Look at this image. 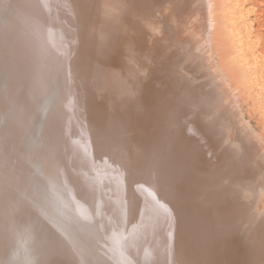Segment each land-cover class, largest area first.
Here are the masks:
<instances>
[{"label": "bare ground", "instance_id": "1", "mask_svg": "<svg viewBox=\"0 0 264 264\" xmlns=\"http://www.w3.org/2000/svg\"><path fill=\"white\" fill-rule=\"evenodd\" d=\"M205 9L0 0V264H264V149L210 73Z\"/></svg>", "mask_w": 264, "mask_h": 264}, {"label": "rangeland", "instance_id": "2", "mask_svg": "<svg viewBox=\"0 0 264 264\" xmlns=\"http://www.w3.org/2000/svg\"><path fill=\"white\" fill-rule=\"evenodd\" d=\"M237 1H238V5H240L241 10H243L244 12L242 22L245 23L246 25V27H244V29L246 28L245 29L246 37L244 38L245 40L243 39L241 41L247 42V44H252L253 47L251 51L253 53V56H255L251 58L250 61L251 63L247 65L248 67L245 66V64H247L246 61L245 62L244 60L241 61L242 59L240 58V56L242 57L243 54H236L238 52L241 53L238 50L239 48L238 49L233 48L234 47L233 41L238 39L237 37L238 34L235 35L236 30L234 28L233 29L235 31L231 29L233 27L232 25L229 26V24L232 23L230 21L227 22V20H229L230 17L225 16L227 15L225 13L229 11V9L227 10V8L228 7L230 8L233 5V3ZM237 1L235 0L233 2H230L229 0L228 1L205 0L206 9L204 11L205 12L204 22L206 24L204 25L205 28L202 34V41H203L202 45L204 48V54L206 56V60L208 64L210 63L209 66L211 67L210 70L211 75L214 74V76L220 80L219 81L217 79L218 85L220 84L219 87L222 88L226 93V97L228 101L232 98L231 101H229V105L231 109L234 111L238 120L240 121L242 126L246 129V131L249 132V134H251L252 137L258 139L259 142L262 141L261 145L264 149V144H263L264 143L263 141L264 140V89H263L264 86L259 88V85L262 84L264 85V0H237ZM225 2L229 5H225L226 4ZM224 6L225 9L227 10L226 12H223ZM229 12L228 14L230 15ZM212 13H213V17H212ZM211 20H213L212 23ZM211 24L212 26H209ZM209 27H211L210 30ZM213 28H214V33H213ZM229 28L231 29L232 32L233 31L234 32L233 33L229 32L230 31ZM230 33L233 34L234 36L230 35ZM231 36L233 37L234 40H231L232 39ZM238 42H240V40ZM244 42L242 43L243 45ZM240 45L241 43H238L235 46L240 47ZM243 45H241V48H243ZM235 50L237 51L235 52ZM237 56H239L240 58V60L238 61H237L238 59ZM211 59L213 61H211ZM239 61L240 64H238ZM241 63L244 65V67H242ZM213 65L215 66L212 67ZM215 72H219L218 75ZM252 73H254V75ZM251 75H253L256 79L254 78L253 80L252 79L253 77H251L252 80L250 79L251 80L250 82L248 80ZM232 106H234L233 107L234 109L232 108Z\"/></svg>", "mask_w": 264, "mask_h": 264}, {"label": "snow or ice", "instance_id": "3", "mask_svg": "<svg viewBox=\"0 0 264 264\" xmlns=\"http://www.w3.org/2000/svg\"><path fill=\"white\" fill-rule=\"evenodd\" d=\"M159 208H162L164 210V212L167 213V215H168V221H169V227H171V225H172V216H171L170 210L164 204H160L159 205ZM169 236L170 237L172 236V233L171 232H169Z\"/></svg>", "mask_w": 264, "mask_h": 264}]
</instances>
